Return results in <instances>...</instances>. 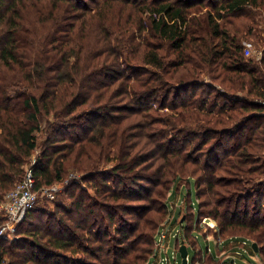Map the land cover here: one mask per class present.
<instances>
[{"label": "trees", "instance_id": "obj_1", "mask_svg": "<svg viewBox=\"0 0 264 264\" xmlns=\"http://www.w3.org/2000/svg\"><path fill=\"white\" fill-rule=\"evenodd\" d=\"M26 166L63 196L0 264H154L192 179L199 220L264 260V0H0V203Z\"/></svg>", "mask_w": 264, "mask_h": 264}, {"label": "rangeland", "instance_id": "obj_2", "mask_svg": "<svg viewBox=\"0 0 264 264\" xmlns=\"http://www.w3.org/2000/svg\"><path fill=\"white\" fill-rule=\"evenodd\" d=\"M206 9H204L205 11ZM246 44V49L248 46L251 48L252 52L251 54H245L247 56H251L255 54L256 57H260L259 53H256L255 49L256 47L253 46L250 43H245ZM246 51V50H245ZM39 154V151L36 150L34 152L33 158ZM26 168H29V166H26ZM76 178L79 179V181L82 182V185L87 187L88 184L83 183L82 176L78 173L75 174ZM73 177V175H72ZM191 187L188 186V184L182 185L180 188L178 185L174 187L172 192L170 193V201H169V213L167 220L163 223V227L160 230H163L166 232L168 236L163 240V242H160L157 240L156 241V248H155V253L156 257L152 258V262L154 264H172V263H180L182 262V257L178 251L176 250V242H177V237L175 235V231L177 229H180L181 235H184V227L187 226V221L186 218L181 222L183 219V214L187 213V200H188V195H191V201L194 203V208H193V213L195 215L193 216V221L192 225L194 226V232H192V235L194 237V240H196V244L194 245H187L189 249V255L191 260L193 259V263L191 264H226V259L231 258L232 255H236L237 258V263L238 264H259L262 263L264 264V260L261 257L260 252L256 253L253 248H252V239L249 236H241V235H230V234H225L223 235V238L227 241L224 247L220 248L217 247V244L215 240H210L208 241L207 238H212L213 235L216 234L215 229H210L207 227H197L198 221H199V201L197 197V190H196V181L195 179L190 180ZM88 188V187H87ZM179 188V189H178ZM63 189V186H61V190ZM60 190V191H61ZM54 194V198H50L47 193L43 192L42 190H38V205L37 208H54V200H59L62 198V194L58 195L59 192ZM8 194V193H7ZM5 195V197L7 196ZM189 195V196H190ZM5 199V198H4ZM191 203V204H192ZM182 217V219H181ZM216 224L217 223L215 220H213ZM5 222V221H4ZM3 222V223H4ZM2 223V224H3ZM218 229V228H217ZM160 230L158 234L160 233ZM18 232V231H17ZM18 235V234H17ZM158 238V236H157ZM244 241L249 242L248 245L244 244ZM208 245H210L212 249V257H209L208 255H201L199 253L200 249H204L205 251L208 248ZM194 246V247H193ZM202 247V248H200ZM238 253H241L239 255ZM177 254V255H176ZM215 255V256H214ZM165 258V259H164ZM163 260V261H162Z\"/></svg>", "mask_w": 264, "mask_h": 264}, {"label": "built area", "instance_id": "obj_3", "mask_svg": "<svg viewBox=\"0 0 264 264\" xmlns=\"http://www.w3.org/2000/svg\"><path fill=\"white\" fill-rule=\"evenodd\" d=\"M247 54H251L252 50L248 46L246 49ZM259 53L261 55L260 51H256V53ZM62 184L57 183L53 184L51 186L42 188L41 190L50 198H54V194L61 190ZM36 188V177L34 175L33 168L29 166V168H26L25 176L22 181H20L16 186L8 192L7 196L5 197L4 201L0 203V215H2L5 218V222L3 224H0V238L7 239V240H14L17 238V231L18 226L25 220L27 213L30 209H32L38 202V190ZM187 209V208H185ZM185 216H183L184 218ZM183 223V221H181ZM199 227H207L210 229H215L216 234L212 236V238H207L208 241L215 240L217 247L222 248L225 246L227 241L223 238V235H221L218 232V229L216 227L215 222L210 217H204L201 220L198 221L197 224ZM180 229H177L175 231V235L179 240V248L181 245V233ZM167 230L164 232L163 230H160V233L158 234V241L163 242L165 238H167ZM245 245H248L249 242L244 241ZM190 245V244H187ZM178 251V249H177ZM204 249H200L199 253L201 255H204ZM212 249L210 245H208V248L206 250L207 254H212ZM241 255V253H238ZM177 255V254H176ZM165 259V258H164ZM163 261V260H162ZM193 263V259L191 260L190 255L188 254V264ZM172 264H178L172 263ZM180 264V263H179ZM226 264H238L236 255H232L231 258L226 259ZM262 264V263H259Z\"/></svg>", "mask_w": 264, "mask_h": 264}, {"label": "water", "instance_id": "obj_4", "mask_svg": "<svg viewBox=\"0 0 264 264\" xmlns=\"http://www.w3.org/2000/svg\"><path fill=\"white\" fill-rule=\"evenodd\" d=\"M184 220H185V217L182 219V221H184ZM252 248H253V250L256 253H259L260 252L258 243L253 242L252 243ZM179 253H180L181 257H182L181 264H188L189 249H188V246H187V244L185 243L184 240L181 241V245H180V248H179Z\"/></svg>", "mask_w": 264, "mask_h": 264}, {"label": "crops", "instance_id": "obj_5", "mask_svg": "<svg viewBox=\"0 0 264 264\" xmlns=\"http://www.w3.org/2000/svg\"><path fill=\"white\" fill-rule=\"evenodd\" d=\"M176 244H177V242H176ZM176 247V250H177V246H175ZM200 248H202V247H200ZM203 249V248H202ZM205 251V250H204ZM204 255H208L207 253H206V251L204 252ZM215 256V255H214ZM178 264H179V262H178Z\"/></svg>", "mask_w": 264, "mask_h": 264}]
</instances>
